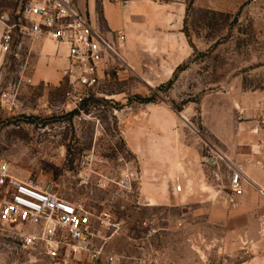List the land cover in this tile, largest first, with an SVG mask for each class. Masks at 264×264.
I'll return each instance as SVG.
<instances>
[{
  "label": "rangeland",
  "instance_id": "374dc122",
  "mask_svg": "<svg viewBox=\"0 0 264 264\" xmlns=\"http://www.w3.org/2000/svg\"><path fill=\"white\" fill-rule=\"evenodd\" d=\"M21 2L0 0V13L18 21ZM156 2L164 22L147 39L141 33L132 53L118 49L128 67L108 59L101 85L81 111L66 100L62 68L55 81L31 82L37 53L29 41L0 52V158L18 177L65 200L110 210L122 223L104 244L107 257L70 264H237L263 252L249 246L264 237L245 231L231 238L228 223L216 225L210 215L215 201L226 208L235 202L226 157L218 156L217 199L189 189L190 200L180 206L144 201L141 191L129 200L115 195L114 182L126 169L142 173L124 135L131 116L152 108L161 127L173 117L180 142L202 145L213 157L211 129L264 113V0ZM53 57L63 56L56 48ZM254 97H260L255 107ZM25 232L0 222V264H56L40 245L22 243Z\"/></svg>",
  "mask_w": 264,
  "mask_h": 264
},
{
  "label": "crops",
  "instance_id": "0c3cea01",
  "mask_svg": "<svg viewBox=\"0 0 264 264\" xmlns=\"http://www.w3.org/2000/svg\"><path fill=\"white\" fill-rule=\"evenodd\" d=\"M73 1L113 46L123 43L121 49L125 54L132 53L138 47L141 33V39H147L144 35L148 34L149 37V33L156 29L166 14L165 10L158 12L161 7L156 0ZM1 15L8 17L7 12ZM3 30L0 23V38ZM30 43L32 50L37 53V68L31 82L57 80L61 73L57 69L60 67L65 70L68 64L66 52L61 49L62 59H55L53 51L57 47L52 42ZM259 98L252 99L253 107L259 105ZM251 116L247 122L238 125L229 122L225 128L220 125L211 129L213 136L219 140H214L215 144L210 146L218 153L213 157L202 145L181 143V129L173 128V117H165L167 125L161 127L158 124L159 115L152 108L131 116L124 135L141 164V199L152 200L155 204L180 206L190 200L188 189L196 192L197 196L205 198L213 194L212 197L217 199L220 196L217 189L218 156L223 155L242 171L243 190L233 195L232 200L235 202L229 208L224 207L222 200L215 201L210 215L216 225L228 223L231 238L245 231L264 237V128H259L261 117L260 121L264 124V113L251 112ZM177 184L182 186V191L176 190ZM243 224L248 225V230L239 228ZM250 244L249 248H260L263 252L252 253L237 264H264V239H253Z\"/></svg>",
  "mask_w": 264,
  "mask_h": 264
},
{
  "label": "built area",
  "instance_id": "2783aa9c",
  "mask_svg": "<svg viewBox=\"0 0 264 264\" xmlns=\"http://www.w3.org/2000/svg\"><path fill=\"white\" fill-rule=\"evenodd\" d=\"M18 14V21L13 22L0 16L4 28L0 52L11 53L24 40L50 41L59 52L64 50L68 62L64 70L68 84L66 100L77 109L93 99L110 57L128 67L118 50L124 47L123 43L113 46L73 0H22ZM89 158L92 159V154L84 157L86 161ZM230 169V190L238 195L243 190L244 176L232 163ZM141 182L140 171L126 169L114 182L115 195L125 200L135 198L141 191ZM100 185L105 187L103 182ZM176 190L180 192L182 186L177 184ZM0 222L21 227L26 231L21 235L22 243L28 247L40 245L56 264L101 261L107 257L104 251L107 239L122 229L121 220L110 210L88 206L82 200H65L32 180L18 177L10 162L3 158H0Z\"/></svg>",
  "mask_w": 264,
  "mask_h": 264
}]
</instances>
